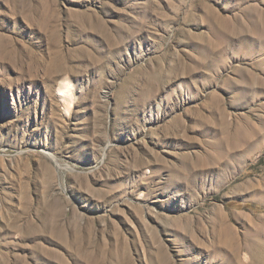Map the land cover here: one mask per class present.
<instances>
[{"label":"rangeland","instance_id":"374dc122","mask_svg":"<svg viewBox=\"0 0 264 264\" xmlns=\"http://www.w3.org/2000/svg\"><path fill=\"white\" fill-rule=\"evenodd\" d=\"M259 228L264 0H0V264H264Z\"/></svg>","mask_w":264,"mask_h":264},{"label":"bare ground","instance_id":"6f19581e","mask_svg":"<svg viewBox=\"0 0 264 264\" xmlns=\"http://www.w3.org/2000/svg\"><path fill=\"white\" fill-rule=\"evenodd\" d=\"M68 92H69V88L66 87V88L61 89L59 91V95L60 96H64V95L69 94ZM257 233H258L257 236L260 237L264 233V229L263 228H259L258 231H257ZM262 243L264 244V242H262ZM262 245H261V240H258L257 243H256V250H253L255 248H253V247L250 248L249 246H247L246 248L250 249L251 251L253 250V253L256 252L255 254H259L260 255V254H262V248H264Z\"/></svg>","mask_w":264,"mask_h":264}]
</instances>
